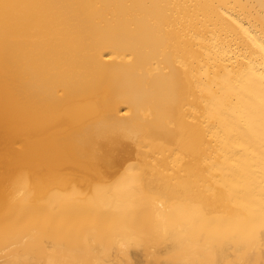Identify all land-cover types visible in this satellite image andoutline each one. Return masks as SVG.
<instances>
[{"label": "bare ground", "instance_id": "bare-ground-1", "mask_svg": "<svg viewBox=\"0 0 264 264\" xmlns=\"http://www.w3.org/2000/svg\"><path fill=\"white\" fill-rule=\"evenodd\" d=\"M0 264H264V0H0Z\"/></svg>", "mask_w": 264, "mask_h": 264}, {"label": "rangeland", "instance_id": "rangeland-1", "mask_svg": "<svg viewBox=\"0 0 264 264\" xmlns=\"http://www.w3.org/2000/svg\"><path fill=\"white\" fill-rule=\"evenodd\" d=\"M13 36L19 38V39H31V40H36V37H40L39 34H36V32H33V30L29 33L26 32H18L14 34Z\"/></svg>", "mask_w": 264, "mask_h": 264}]
</instances>
